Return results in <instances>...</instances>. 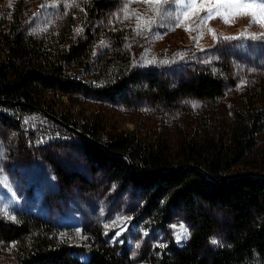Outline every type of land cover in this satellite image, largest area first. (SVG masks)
Wrapping results in <instances>:
<instances>
[{
    "label": "rangeland",
    "instance_id": "obj_1",
    "mask_svg": "<svg viewBox=\"0 0 264 264\" xmlns=\"http://www.w3.org/2000/svg\"><path fill=\"white\" fill-rule=\"evenodd\" d=\"M79 1L0 0V60L8 54L6 38L12 24L33 36L57 35ZM69 3L71 7L66 6ZM125 6L126 0H121L120 10L111 18L113 23H104L102 28L118 25L126 32L123 47L133 68L153 70L179 82L208 68L220 73L229 64L231 73L222 72L224 99L218 106H209L186 98L166 107L139 96H133L126 104L95 95L46 92L42 107L53 112L51 116L0 107V178H7V183L0 182V221L18 223L24 216H37L50 222L63 242L85 248L94 233H100L118 251L126 250L135 264H150L148 258L162 247L189 240L190 220L181 212L162 227L143 216L139 195L110 177L93 172L82 139L66 125L91 127L103 139L124 133L166 146L173 163L180 164L184 161L182 149L188 143L228 140L233 109L250 92L262 93L264 108V91L259 87L264 74V36L253 38L264 29L259 24L249 27L250 17H239L231 25L216 17L203 27L201 36L200 31H185V26L195 28L199 23V16L192 15L174 30L169 20L161 19L150 32L137 34L136 20L123 18ZM128 6L146 12L139 0H128ZM166 7L176 10L173 0H168ZM72 27L78 35L79 14H75ZM208 29L215 30V37ZM102 41L106 46L101 42L97 45L95 58L113 47L107 39ZM257 146L264 150V129L257 138ZM57 169L63 172L65 182H60ZM240 171L242 167L233 170ZM210 214L216 223L212 243L215 240L214 246H222L231 215L217 210H210ZM181 224L188 234L177 241L176 232ZM18 247L15 243L1 246L0 264L15 263ZM81 258L86 260V256Z\"/></svg>",
    "mask_w": 264,
    "mask_h": 264
},
{
    "label": "trees",
    "instance_id": "obj_2",
    "mask_svg": "<svg viewBox=\"0 0 264 264\" xmlns=\"http://www.w3.org/2000/svg\"><path fill=\"white\" fill-rule=\"evenodd\" d=\"M120 8L121 0H81L52 36L29 35L12 24L6 38L8 54L0 60V107L51 116L53 112L42 107L46 92L95 95L126 104L139 96L166 107L186 98L209 106L221 103L222 72L231 73L229 64L220 73L208 68L179 82L133 68L123 47L126 32L118 25L102 28L113 23ZM75 14L81 16L78 35L72 27ZM103 39L113 47L95 58ZM259 85L264 91V74ZM260 96L250 92L233 109L228 140L188 143L180 164L173 163L166 146L124 133L103 139L93 128L67 121L82 139L92 171L139 195L143 216L162 227L181 212L190 220L189 240L162 247L148 258L150 264H264V150L257 146L264 129ZM237 167L243 171L234 173ZM57 173L65 182L63 172ZM210 210L231 215L222 246L212 243L216 223ZM12 243L19 246L13 264H135L126 250L118 251L100 233H94L87 248L71 245L60 239L50 222L33 215L18 223L0 221V247Z\"/></svg>",
    "mask_w": 264,
    "mask_h": 264
},
{
    "label": "snow or ice",
    "instance_id": "obj_3",
    "mask_svg": "<svg viewBox=\"0 0 264 264\" xmlns=\"http://www.w3.org/2000/svg\"><path fill=\"white\" fill-rule=\"evenodd\" d=\"M139 2L146 6L145 13L131 9L128 6V0H126V6L123 9L125 20L133 18L136 20L134 31L137 34L144 31L150 32L152 26L161 19L169 20L174 30L175 27L182 26L184 21L192 15L199 16V23L195 28L185 26V31H200L201 36L203 35V27L208 21L216 17L221 18L223 23L231 25L235 19L246 16L250 17L249 27L253 24H259L264 29V0H173L175 11H170L166 7L168 0H139ZM66 6L71 7L72 5L69 3ZM201 12L206 13V15L200 16ZM79 31L80 29H77V32ZM208 31L215 37L214 29H208ZM261 36H264V32L254 34L253 38ZM101 45H105V42L101 41ZM0 182L7 183V178H0ZM172 227L175 228L176 226L173 225ZM187 234V229L181 224L176 232L177 241L186 238ZM213 243L216 241L214 240Z\"/></svg>",
    "mask_w": 264,
    "mask_h": 264
}]
</instances>
